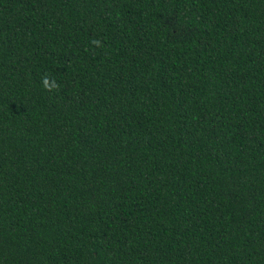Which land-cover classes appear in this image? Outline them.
Segmentation results:
<instances>
[{
    "label": "trees",
    "instance_id": "obj_1",
    "mask_svg": "<svg viewBox=\"0 0 264 264\" xmlns=\"http://www.w3.org/2000/svg\"><path fill=\"white\" fill-rule=\"evenodd\" d=\"M0 264H264V0H0Z\"/></svg>",
    "mask_w": 264,
    "mask_h": 264
},
{
    "label": "clouds",
    "instance_id": "obj_2",
    "mask_svg": "<svg viewBox=\"0 0 264 264\" xmlns=\"http://www.w3.org/2000/svg\"><path fill=\"white\" fill-rule=\"evenodd\" d=\"M93 43L98 44V41H93ZM42 87H44L45 89H50L56 87V84L54 81L50 83L48 79H44L42 81Z\"/></svg>",
    "mask_w": 264,
    "mask_h": 264
}]
</instances>
